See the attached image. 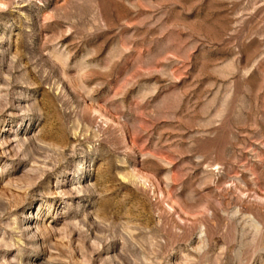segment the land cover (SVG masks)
Instances as JSON below:
<instances>
[{
    "label": "rangeland",
    "instance_id": "374dc122",
    "mask_svg": "<svg viewBox=\"0 0 264 264\" xmlns=\"http://www.w3.org/2000/svg\"><path fill=\"white\" fill-rule=\"evenodd\" d=\"M0 264H264V0H0Z\"/></svg>",
    "mask_w": 264,
    "mask_h": 264
}]
</instances>
